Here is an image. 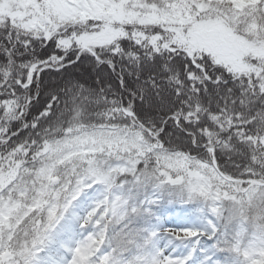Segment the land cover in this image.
I'll use <instances>...</instances> for the list:
<instances>
[{
    "label": "snow or ice",
    "instance_id": "snow-or-ice-1",
    "mask_svg": "<svg viewBox=\"0 0 264 264\" xmlns=\"http://www.w3.org/2000/svg\"><path fill=\"white\" fill-rule=\"evenodd\" d=\"M0 264H264V0H0Z\"/></svg>",
    "mask_w": 264,
    "mask_h": 264
}]
</instances>
